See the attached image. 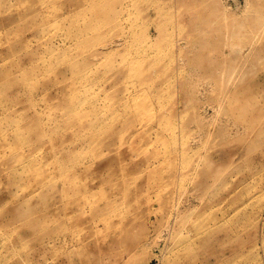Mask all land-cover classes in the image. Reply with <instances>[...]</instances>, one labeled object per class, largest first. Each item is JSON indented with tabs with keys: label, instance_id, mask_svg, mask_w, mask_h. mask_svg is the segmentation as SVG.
<instances>
[{
	"label": "rangeland",
	"instance_id": "1",
	"mask_svg": "<svg viewBox=\"0 0 264 264\" xmlns=\"http://www.w3.org/2000/svg\"><path fill=\"white\" fill-rule=\"evenodd\" d=\"M0 264H264V0H0Z\"/></svg>",
	"mask_w": 264,
	"mask_h": 264
}]
</instances>
